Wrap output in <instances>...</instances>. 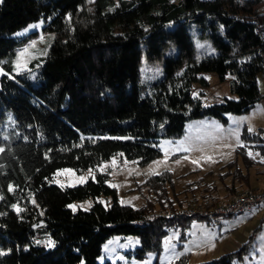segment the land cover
<instances>
[{
  "label": "trees",
  "instance_id": "obj_1",
  "mask_svg": "<svg viewBox=\"0 0 264 264\" xmlns=\"http://www.w3.org/2000/svg\"><path fill=\"white\" fill-rule=\"evenodd\" d=\"M262 10L263 0H0V264H111L97 258L114 234L137 235L131 255L142 258L160 252L174 224L195 217L209 223L149 214L196 204L201 185L200 197L217 202L214 183L200 177L198 187L176 191L172 173L162 171L145 179L150 197L133 207L118 203L108 173L97 167L112 157L144 165L160 155V139L181 136L187 121L249 111L261 98L257 76H264V39L250 18ZM38 20L50 44L15 72L16 50L31 36L14 33ZM194 37L208 38L216 53L196 57ZM169 45L176 49L164 55ZM142 51L149 60L163 57L162 78L145 90ZM207 71L220 80L232 74L236 98L203 106L192 97L190 87L207 84L201 75ZM241 138L236 151L247 168V149L264 152V142L261 132L245 128ZM62 167L95 174L61 187L52 177ZM219 169L220 181L231 177L232 194L235 183H248L237 158ZM89 197L95 199L89 209L70 208ZM44 237L51 247L37 243ZM249 242L201 264H232ZM172 264H186L185 255Z\"/></svg>",
  "mask_w": 264,
  "mask_h": 264
},
{
  "label": "rangeland",
  "instance_id": "obj_2",
  "mask_svg": "<svg viewBox=\"0 0 264 264\" xmlns=\"http://www.w3.org/2000/svg\"><path fill=\"white\" fill-rule=\"evenodd\" d=\"M171 1L177 2L178 0ZM42 26V20H38L28 23L14 33L20 37L31 36L16 50L13 68L15 72L26 70L29 67L30 58L45 53L50 44L51 35L44 31ZM33 33L36 35L32 36ZM193 46L195 56L198 58L216 53L208 38L194 37ZM175 49L174 45H169L164 55ZM139 70L142 89L145 90L149 84L162 78L163 57L149 60L142 51ZM3 72L5 68L0 64V76ZM201 75L207 84L194 82L190 87V94L192 97L199 98L203 106L221 103L225 98H236L230 88L234 77L232 74L228 73L224 80H220L217 74L211 71L202 72ZM247 112L225 113L224 120L207 116L189 120L181 136L175 139H160L158 143L160 155L148 163L141 165L133 159L118 160L112 157L103 161L97 169L108 173V184L116 190L118 203L133 207L142 206L150 197L148 188L143 185L145 179L162 171L172 173L176 191L198 187L197 180L200 177L206 183L214 181L219 185L218 173L221 164L237 158L236 149L238 146H243L241 138L243 128L249 133L254 132L250 130L253 125L251 119L246 116ZM248 153L254 154L251 150H248ZM255 155L259 157V154L255 153ZM206 170L212 171L211 176L204 174ZM94 174L93 169L76 172L71 167H62L55 171L52 182L61 187L76 186L84 184ZM252 184L255 185V182ZM202 187L201 185L195 190V195L199 199L196 204L177 209L191 208L202 202L200 197ZM94 200L91 197L76 200L69 206L72 210H87ZM96 200L104 205L112 203V199L105 196H98ZM154 212L166 213L160 209ZM249 216L248 213L221 216L218 220L223 222L222 225L208 223L197 217L189 220L186 225L176 223L162 237L160 252L149 251L142 258L131 255V251L139 246L137 235L114 234L102 244L97 261L99 263L109 261L111 264H155L156 261L158 264H172L176 259L185 255L186 264L206 263L226 253L219 252L221 249L219 245L223 240L231 237L232 230H237L245 234L244 241L239 242L241 245L249 240L250 242L246 244L239 258H233L232 264H264V224L260 229L257 228V224H253L251 229L246 230L252 223H255L254 219ZM37 243L46 247L52 246L49 237L38 239Z\"/></svg>",
  "mask_w": 264,
  "mask_h": 264
},
{
  "label": "crops",
  "instance_id": "obj_3",
  "mask_svg": "<svg viewBox=\"0 0 264 264\" xmlns=\"http://www.w3.org/2000/svg\"><path fill=\"white\" fill-rule=\"evenodd\" d=\"M257 86L258 90L261 94V98L254 104V106L246 113V116H248L251 121H252V128L251 131L254 132H261V136L263 138L264 142V76L258 75L257 76ZM248 150H251L254 154H249ZM255 153L259 154V157L255 155ZM246 155L250 157L252 164L248 166L247 168L244 167L242 161L240 158L237 157V166L242 169L243 173H247L248 177V183H243V184H237L235 183L234 185L236 186L235 192L241 191L245 188H258V189H264V152L260 151L259 149H247ZM231 161V160H230ZM229 162V161H227ZM224 162L223 164L227 163ZM221 164V165H223ZM223 172L226 171V169H222ZM212 171L206 170L204 174L206 176H211L210 174ZM252 182H255V185L252 184ZM205 185L208 183H214L216 185L215 187V195L217 196L215 201L217 202H223L226 201L230 195L232 194L230 190L227 188V185L231 184V177L226 176L222 181H220L219 185L212 181V182H205L203 181ZM208 198H202V200H205ZM250 216L249 218H253L255 223H252L249 227H247L246 230L251 229L253 224H257V228H262L264 224V205H256L252 207L250 210L247 212ZM223 222H221L220 225H222ZM256 228V229H257ZM226 234L225 232H223ZM246 233V232H245ZM245 234L239 233L237 230H232L231 231V237H228L227 240H223L222 243L219 245L221 249H219V252H232L241 245L239 242L244 241L245 239ZM240 244V245H239Z\"/></svg>",
  "mask_w": 264,
  "mask_h": 264
},
{
  "label": "built area",
  "instance_id": "obj_4",
  "mask_svg": "<svg viewBox=\"0 0 264 264\" xmlns=\"http://www.w3.org/2000/svg\"><path fill=\"white\" fill-rule=\"evenodd\" d=\"M250 21L256 23L257 33L261 39H264V0L261 15H253ZM256 205H264V189L255 190L252 188H245L235 192L223 202H212L210 199H205L191 208L178 209L172 213L152 212L149 214V217L153 218L159 215L172 217L176 215L191 218L198 216L207 219L213 224L220 225L221 222L218 220L219 217L245 213Z\"/></svg>",
  "mask_w": 264,
  "mask_h": 264
},
{
  "label": "snow or ice",
  "instance_id": "obj_5",
  "mask_svg": "<svg viewBox=\"0 0 264 264\" xmlns=\"http://www.w3.org/2000/svg\"><path fill=\"white\" fill-rule=\"evenodd\" d=\"M251 130V129H250ZM51 243V242H50Z\"/></svg>",
  "mask_w": 264,
  "mask_h": 264
}]
</instances>
